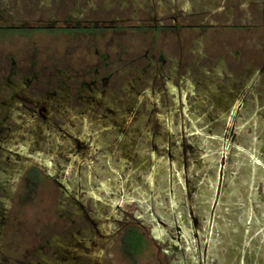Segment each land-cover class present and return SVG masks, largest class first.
I'll return each instance as SVG.
<instances>
[{
  "label": "rangeland",
  "instance_id": "1",
  "mask_svg": "<svg viewBox=\"0 0 264 264\" xmlns=\"http://www.w3.org/2000/svg\"><path fill=\"white\" fill-rule=\"evenodd\" d=\"M4 1L6 0L0 1V25L7 26L23 22L44 24L55 18L65 19L69 13L74 14L77 10V2L81 8L87 4L86 0H61L59 4L55 3L56 0H10L7 5ZM47 2L58 6L42 5ZM235 3L243 6L241 1L236 0ZM101 11L102 15L107 14V9L102 7ZM218 30H209L206 40L220 36L225 39L227 52L240 54L244 53V48L250 47L246 40L256 39L254 42L257 43L260 41L255 32L262 29L251 28L244 31V37L239 32L235 36L228 30ZM60 31L0 28V118H3L6 110L14 103L13 97H47V105L61 109L53 114L56 117L62 115V118H56L59 125L70 131H73L72 126L75 128L74 132L84 138L94 141L99 138V145L96 146L101 148L102 155L95 154L93 166L81 169L82 184L93 195L94 201L108 208L113 209L123 201H135L124 205L121 222L144 223L146 226L141 230L146 232L149 245L138 254H129L122 250L121 239H115L106 243L100 260L96 254L84 256L85 251L80 252V249L83 245L87 247V244L80 240L75 241L82 243L80 246L69 247L68 244L72 243L69 240L70 231L78 228V223L72 222L75 210L70 207V201L64 202L63 198L68 172L76 170L71 165V160L59 151L60 166H54L53 170L60 177L49 178L44 171L46 175L42 176L37 186H33V179L29 178L27 182L23 174L13 184L12 174L8 178L12 171L10 172L6 161H3L8 153L1 149V205L10 191L11 196L8 204L4 202L8 205V211L4 215L3 225V219L0 218V264H93L97 260L100 263L102 261V264H180L179 254H166L170 251L168 245L153 241L148 223L133 217L138 208L136 203L142 201L148 202V205L154 203L156 215L165 223L160 224L157 230L169 238L177 235L178 228L183 237L193 235L190 230L192 217L188 210L189 205L193 206L199 217L200 240L205 245L208 244L207 264H227L226 256L231 238L238 227L250 230L251 233L264 230V92H261L264 76L260 75L259 96L241 101L243 107L235 120L238 125L235 136L226 112L223 113V121L219 117L226 107H240L238 91L229 89V95L223 93L224 96H220L218 81L214 79L211 83L209 79H204L193 97L191 90L186 93L187 115L184 120L176 118L172 130L166 118L161 121L158 127L163 138L158 137V148L153 151L149 137L139 134L138 127L141 123H131V107L138 99L134 95L136 90L132 89L134 85H128L134 76L130 73L132 65H127V56L121 53V47H116L117 42L110 43L112 33H101L100 38L96 39L93 35L82 38L78 33ZM198 32V28L185 29L178 32V35L172 30H162L159 32L160 36L155 37L154 43L151 42V33L135 32V39L140 37L139 40L149 41L147 44L154 46L153 52L165 50L166 55L182 56L188 63L189 58L198 60L199 56L207 54L204 39L202 48L196 43ZM125 34L127 33L121 34L127 41H122L125 42L123 47L136 41L130 36L131 33L129 37H124L127 36ZM121 38L116 36L118 41ZM217 42V47L222 48V42L218 40L214 43ZM184 44L187 48L183 51ZM208 48L211 53L213 47ZM94 50L108 57L106 63L109 66L106 71H113L116 78L121 79L119 84L114 79V87L103 92L99 91L100 88L87 84L90 79L85 72L97 63H103L98 55L92 53ZM191 50L198 53L193 54ZM151 55L152 53L148 57ZM86 56L88 57L82 58ZM118 56L123 58L119 60ZM139 56L140 66L148 62L143 54ZM230 59L231 57H226L227 63ZM258 61L259 59L256 63ZM154 63L158 65L156 61ZM124 66L130 68L129 74L121 78L117 70H123ZM232 68V65L228 67L229 70ZM70 75L75 76L73 83ZM102 75L103 72L100 73V78ZM225 80L226 76L223 81ZM210 83L213 84L211 87ZM118 87L121 89L117 90ZM131 92L134 93L133 96ZM121 99L131 101L128 100L125 104ZM141 108L146 114V103ZM3 122L0 121V133L5 137L6 143L10 144L8 140L11 124L4 122V126ZM167 124L168 128L165 127ZM22 126L17 129L22 133L19 144L14 148L20 145L30 152H41L47 148L49 152L55 153L54 149L48 148L52 144L46 141L51 134L47 133V127L40 129V123H32L25 129ZM156 126L157 122L152 127ZM3 127H6L5 130ZM226 130L228 133H225ZM51 132L53 134V130ZM57 133L58 131L55 134ZM64 137L61 135L60 139L57 138L58 142L65 143ZM164 147L178 158L171 160ZM97 158H101V167L97 165L100 162ZM24 161L19 165L16 163L18 167L14 165V169L22 168ZM1 205L0 209H3ZM91 216L96 218L97 215ZM89 225L91 230L87 226L85 232L91 237L94 224L91 222ZM97 243L103 246V242Z\"/></svg>",
  "mask_w": 264,
  "mask_h": 264
},
{
  "label": "flooded vegetation",
  "instance_id": "2",
  "mask_svg": "<svg viewBox=\"0 0 264 264\" xmlns=\"http://www.w3.org/2000/svg\"><path fill=\"white\" fill-rule=\"evenodd\" d=\"M7 1L10 0L4 1L5 5H7ZM235 1L236 0H86L87 4L82 8L79 2H77V10L74 14L69 13V16L65 19L55 18L44 24H29L23 22L20 24H10L8 26L0 25V28L4 27V29L7 28L6 30L13 29L20 31L46 30L50 32L61 30L60 32L81 34L83 36L82 38L93 35L96 39L100 38L101 33H112L110 36V43L117 42L118 45H116V47H121L123 49L121 53L127 56V65H132L131 69L124 66L123 70H117L121 78L125 76V74H129V69L130 73L134 75L128 85H134L132 89H135L136 93L134 94L131 92V96L134 94L138 99L135 105L131 107V123L132 125L134 123H141L138 127L139 134L143 136L147 135L150 141L149 144L152 145L153 151H156L158 148L156 142H159L157 140L158 137L163 138L162 132L159 131L158 127L161 121L166 118L170 130H172L176 118L179 117V120H184L187 115L186 93L191 90V97H193L195 92H198L199 86L203 84L202 80L209 79L211 83L214 79L218 81V94L220 96L223 95V93L229 95V89L238 91L237 100L240 107H226L224 108L225 111L220 113L222 116L219 117V120L223 121L225 115L229 116V121L233 128V136L236 135V130L238 129L235 120L242 111L243 104L241 101L245 102L246 100H250L253 96H259L260 75L264 76V46H259L260 44L264 45V0H238L242 2L241 5L243 6H239L238 3L237 6ZM60 2L61 0L55 1L56 4ZM56 4L47 2L42 5L58 6ZM102 7L103 9H107L106 15H102ZM70 15L74 17H70ZM192 28H198L199 32L196 36L198 41L196 40V43L199 48H202V40L204 39L206 42L205 44H207V54L199 56L200 58H197L198 60L189 58L188 60L190 62L188 63L185 62L186 58L183 59L182 56L172 57L166 55L167 52L165 50L160 52L157 51L158 53L153 52L152 48L154 46H149L147 44L149 41L139 40L140 37L135 39V32H139L140 34L141 32L151 33V42L154 43L155 37L160 36L159 32L162 30H172V32H177L178 34L181 30ZM251 28L255 30L262 29L261 31L255 32L260 41L257 43V41L254 42L256 39L250 41V39L246 40L245 38L250 47L244 48V53L227 52V47L224 45L225 39L220 38V36L219 38L210 37L209 40H206V35L209 33V30L219 29L218 32L228 30L231 35L234 34L235 36L237 32H239L240 35L244 37V31ZM123 33H127L125 34L127 36L124 37H129V33H131L130 36L136 41L132 43L129 41L130 44H126L128 46L123 47L122 44L127 42L121 35ZM116 36L122 37L123 39L121 38V40L118 41ZM185 39L183 40L184 42ZM218 40L223 44L220 49L217 47L219 42L214 43ZM208 46L213 47L211 53L209 52ZM186 48L187 46L184 44L182 48L183 51ZM92 53L98 55L103 63H97L92 67L89 66L90 68L85 72L90 79L87 84H92L97 89L100 88L99 91L102 92L106 89L113 88L116 83L119 84L121 79L118 80L113 71H106V67L109 66V63H106L108 57L105 56V54L101 55L98 50H94ZM92 53L90 52L89 54ZM150 53H152V55L148 57ZM191 53L196 54L198 52L191 50ZM141 54H143L145 59L148 58V62L140 66L138 59L141 58L139 56ZM228 56L229 58L231 57L229 63H227L226 60ZM87 57L88 56L82 58ZM118 58L121 60L123 57L121 58L118 56ZM258 59L259 61L256 63ZM155 61L158 65L154 63ZM88 65L86 66L88 67ZM230 65L233 66L232 70L228 69ZM102 72L103 75L101 79L100 73ZM225 76L227 80L224 82L223 79ZM73 79H75V76L70 75L72 83L74 82ZM114 79L117 80L116 83L113 82ZM211 83L210 87L213 85ZM122 86L123 85H121V88ZM261 86V92H264V83H262ZM121 88L118 87L117 90ZM128 100L131 101V99H121V102L126 104ZM12 101L14 103L6 110V113L2 116L3 118H0V121L11 124L9 126L10 140H8L10 144L6 143L5 137L0 133V150L4 149L8 153V156L5 157L3 161H6L10 168V172L12 171L8 176L9 178L12 174L11 182L16 184L20 176L25 174L26 181L28 182V179L32 178L34 181L32 183L33 186H37L42 176L46 175L44 171L48 173L46 176L49 178H53V176L58 178L59 175L55 173L54 166H60L58 162L60 159L58 157L59 151L60 154L71 160V165L76 169L75 171L69 170V175L65 181L66 186L64 191L66 194H63L64 202L69 200L70 207H73L75 210H72L74 213L72 222L78 223V228L70 231L69 240L73 244L70 243L68 246H80L82 243H75V241L80 240L87 244V247L86 245L82 246L80 252L85 251L83 255L88 257L92 254H96L99 260L105 252L106 243H111V241L115 239H121L124 253L138 254L139 251L146 248L149 245L148 237L146 236V232L141 230L143 226L146 225L144 223L140 225L138 222H121L124 205L135 203V201H123L116 204L117 206L113 209L112 207L108 208L94 201L93 195L82 184L81 169L86 166H93L95 154L102 155L101 148L96 146L97 144L99 145L100 139L98 138V141H94L90 138H84L79 134L77 135L74 132L75 128H72V126L71 129L73 131H70L59 125V123L56 122L58 121L56 118H62V115H57L56 117L53 114L61 109L57 106L47 105V97H13ZM144 103H146L147 107L146 114L143 113L141 108ZM4 104H6V101ZM59 105L62 106V103H59ZM124 109L126 110L127 108L124 106ZM70 110L71 108H69V111ZM223 113H225V115ZM4 122L3 125L5 126L6 124ZM155 122H157V126L153 128L152 126ZM32 123L36 125L40 123V129L46 127L49 129L47 133L51 134H49L50 138L46 141L52 144L48 148L54 149L55 153L49 152L46 150L47 148H44L45 151L42 150L41 152L25 151L20 145H18V148H14L16 144H19V138L22 133L20 130H17L19 129L18 127L23 125L22 128L25 129L31 126ZM168 124L165 126L166 128H168ZM4 128L6 127H3V129ZM51 130H53V134ZM56 131H58L57 134H55ZM225 133H228V131L226 130ZM169 134L171 135V131ZM61 135L65 136V143L58 142ZM220 135H223V130L222 132L220 131ZM54 138L57 140H54ZM164 149L167 151L171 160L173 158H178L176 155L172 156L170 149L167 147H164ZM13 154L15 157H12ZM97 160L100 161L97 165L101 167V158H97ZM21 161H24L22 168L14 169V165H16V163L19 165ZM77 172H79V174ZM1 186L3 185L0 183V188H2ZM14 187L15 186L12 187V191L15 190ZM10 194L11 191L9 195L6 194L5 197L7 199L3 201L2 205L0 202L1 207H4L0 209V218L3 219L1 222L2 225L5 222L4 215L8 211V205L6 206L5 204L10 202ZM136 205L138 208L133 217L145 220L148 223L150 226V238L153 241L168 245L170 251H167L166 254H179L180 264H187V262H189V264H207L208 244L205 245L200 240V232L198 230L199 217L193 209V206H188V210L192 217L190 230L193 231V235H184L183 237L181 229L178 228L179 232L176 231L177 235H173L169 238L167 235L164 236L163 233L160 234L157 230V227H160V224L163 225L164 222L162 223L156 215L157 211L154 203L151 202L148 205V202L142 201L138 204L136 203ZM93 214L97 215V220H95V217L91 216ZM75 218H77V220ZM91 222L94 224V229L91 233L92 238L89 237L88 232H85L87 226L90 227L89 224ZM119 222H121V224H119ZM82 223H84V225ZM133 230L138 233L140 242L136 246V249L130 250L126 248L125 241L127 235L133 233ZM1 236L2 231L0 230V237ZM57 240L59 241L60 239ZM62 240L63 239H61V243L63 244L64 242ZM98 241H101V243L103 242V246L102 244H98ZM226 263L264 264V230L263 232L251 233L250 230L238 227V230L231 238L228 256H226ZM93 264H102V261L100 263V261L97 260L93 262Z\"/></svg>",
  "mask_w": 264,
  "mask_h": 264
},
{
  "label": "trees",
  "instance_id": "3",
  "mask_svg": "<svg viewBox=\"0 0 264 264\" xmlns=\"http://www.w3.org/2000/svg\"><path fill=\"white\" fill-rule=\"evenodd\" d=\"M3 29H4V27H3ZM126 238H127L126 241H125L126 248L130 249V250L131 249H136V246L140 242L139 241L140 238H139L138 233L135 230H133V233H129Z\"/></svg>",
  "mask_w": 264,
  "mask_h": 264
}]
</instances>
